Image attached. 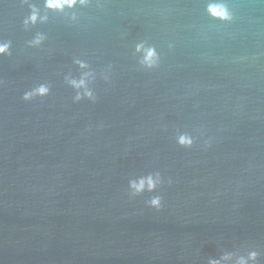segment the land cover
I'll return each instance as SVG.
<instances>
[{"label": "water", "instance_id": "obj_1", "mask_svg": "<svg viewBox=\"0 0 264 264\" xmlns=\"http://www.w3.org/2000/svg\"><path fill=\"white\" fill-rule=\"evenodd\" d=\"M0 42V264H264V0H0Z\"/></svg>", "mask_w": 264, "mask_h": 264}, {"label": "clouds", "instance_id": "obj_2", "mask_svg": "<svg viewBox=\"0 0 264 264\" xmlns=\"http://www.w3.org/2000/svg\"><path fill=\"white\" fill-rule=\"evenodd\" d=\"M89 0H44V7L50 11L63 12L65 9H73L77 5L84 7L87 6ZM210 14L221 20H231V14L227 6L222 2L213 3L209 6ZM74 18V17H73ZM44 22L47 20V16H40L38 11L33 8L31 16L25 21V24H35L37 21ZM43 40V36L37 35L32 41L34 45H39ZM10 48V44L7 42H0V55L6 54ZM142 45L137 46V51H140ZM157 55L154 49H147L145 56L141 63L146 67H153L157 62ZM81 69L87 68L88 66L80 61H77ZM91 72H84L81 77L77 79H68V84L77 90L74 101H80L81 99L87 98L89 100L94 99L92 91L88 88V81L92 77ZM50 89L47 85H40L39 87L25 93L24 99L31 100L34 97L47 96ZM177 143L184 148H190L193 144V139L187 133H182L177 136ZM161 183L160 174L155 175L149 174L148 176H141L137 179L129 181L128 187L131 195H140L145 191H155L157 186ZM149 205L159 211L162 207V200L160 196H155L149 201ZM259 253L255 250L249 251L246 256H239L235 259V264H258ZM233 259L232 253H227L221 256L219 259H213L209 261V264H223V262L231 261Z\"/></svg>", "mask_w": 264, "mask_h": 264}]
</instances>
